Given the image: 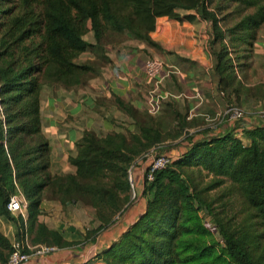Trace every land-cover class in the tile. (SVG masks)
I'll return each instance as SVG.
<instances>
[{"label": "trees", "instance_id": "1", "mask_svg": "<svg viewBox=\"0 0 264 264\" xmlns=\"http://www.w3.org/2000/svg\"><path fill=\"white\" fill-rule=\"evenodd\" d=\"M235 2L253 8L255 12L231 28H222V19L216 9L211 8L209 0H16L13 6L0 10V14L8 16L0 24V215L13 219L7 204L12 195L20 193L27 202L29 227L35 230L33 244L67 246L59 233L37 223L45 199L39 193L45 188L46 179H50L47 173L49 146L41 134L39 115L43 87H83L87 83L83 77L88 73L95 74L96 69L90 63L76 60L89 50L100 54L106 44L102 41L105 33L115 32L154 45L148 35L155 27L156 18L192 20L193 16H181L179 12L193 10L210 24V44L218 43L220 47L213 53L218 88L229 89L235 82L229 45L237 44L243 36L247 37L245 42L252 40L254 30L264 24V0ZM89 31L93 34L94 45L84 40ZM234 33H239L237 38H232ZM125 110L136 118V111L130 107ZM162 113L171 118L170 121L160 119L156 124L136 121L139 134L129 136L133 144H139L138 147L127 146L125 135L121 146L114 144V135L98 138L84 132L76 144V157L69 159L76 169L74 175L66 176L73 188L59 187L58 192L80 191L79 179L94 181L98 176L107 177L102 171L118 175V178L114 177L118 179L117 186L121 185L127 191L126 168L134 155L148 153L164 141L188 133L185 117L172 104L169 103ZM244 137L248 142L235 139L231 133L204 141H193V135H189L185 139L189 146L182 155L175 160L171 158V164L157 171L151 182L144 178L145 211L130 224L119 242L96 257L105 264H123L129 257H132V264H255L245 245L221 228L219 233L224 246L220 253L216 254L202 242L207 232L192 215V206L193 201L200 206L203 203L190 191L188 181L183 178V168L187 166L203 167L216 176L229 178L240 187L264 224V122L246 130ZM104 143L112 145L109 147ZM37 171H41L44 181L38 180L41 178ZM69 198L47 199L60 201L66 207L72 205ZM78 205L85 206L84 203ZM92 216L97 227L86 232V242L88 239L93 241L111 225L100 219L97 212ZM161 222L168 224L161 226ZM146 232L161 239L156 243L148 240ZM10 253L11 244L0 233V263L6 264Z\"/></svg>", "mask_w": 264, "mask_h": 264}, {"label": "crops", "instance_id": "2", "mask_svg": "<svg viewBox=\"0 0 264 264\" xmlns=\"http://www.w3.org/2000/svg\"><path fill=\"white\" fill-rule=\"evenodd\" d=\"M179 15H191L193 19L182 21L168 17L155 19V27L148 35L155 46L131 36H124L107 42L100 54L90 50L83 53L82 55H89L90 61L97 60L100 63L96 73L88 79L85 86L73 90L59 85L43 87L39 99V115L41 134L49 146L51 174H75V167L69 163V158L76 154V144L82 139L84 132H93L99 138L115 135L119 131L125 136L139 134L136 121L139 124L143 123L127 113L125 107L136 111V115H144L147 112L144 107L145 95L152 87V82L145 73V62L148 58H158L176 69V75L165 78L164 81V89L171 98L164 102L159 113L152 115L153 117L168 109L170 103L178 112L179 110L182 112L188 124L186 130L188 135H193V141L222 138L231 133L235 139L248 142L245 140L244 132L262 123L250 117H244L239 122L227 121L222 119L221 114L232 104L229 101L238 100L240 95L242 97L243 92L240 89L248 86L240 73L243 74L249 58L255 65L264 63V24L259 27L261 33L254 34L252 40L245 42L247 37L243 36L236 44V46L245 44L249 47V52H240L241 54L236 56V61L233 60L235 85L239 88V92H236L230 88L225 90L218 88V76L215 74L216 59L213 53L220 47L218 43L210 44V24L193 10L180 11ZM87 35L89 37L84 40L94 45L92 32L89 31L85 37ZM260 69L263 70L258 66L257 70ZM257 76L264 78V71ZM241 101L240 99L239 103ZM120 102L123 105H120ZM180 139H169L162 144L182 143L181 146L166 151L164 148L162 151L156 148V152L177 159L189 146L188 141ZM139 156L137 158L142 159V156ZM144 170L145 164L142 163L134 168L139 196H142L143 191ZM143 205L145 207V204ZM143 205L140 210H143ZM48 207L49 204L42 203L43 211L37 218V223L59 233L68 245L62 248L52 245L57 248L55 251L32 257L25 264H104L94 255L109 247L141 214L139 210L133 209L130 212L128 208L122 214L121 220L101 231L93 241L88 239L86 242L84 240L86 232L97 227L89 210L75 204L64 207L62 213L59 205L53 210L49 209L50 214ZM53 211L54 219L51 218ZM23 220L27 221L26 218ZM124 220L125 227L120 226ZM17 227L18 223L13 219L0 215V233L10 243L12 240L10 238L17 233ZM34 232L33 229L26 234L25 240H28L29 235L33 237Z\"/></svg>", "mask_w": 264, "mask_h": 264}, {"label": "rangeland", "instance_id": "3", "mask_svg": "<svg viewBox=\"0 0 264 264\" xmlns=\"http://www.w3.org/2000/svg\"><path fill=\"white\" fill-rule=\"evenodd\" d=\"M12 1L13 0H0V10H2L5 6L7 8L13 6L12 4L16 3V0H14L13 2ZM209 4L211 8L216 9L218 17L222 19L221 25L224 28H231L235 26L239 21H241L243 17L247 16L248 14H253L255 12L253 8L244 7L242 4L235 2V0H209ZM262 5L263 3L261 4V6ZM7 18L8 16H6L5 14H0V24L4 23ZM260 31L261 28H257V30H254V34L258 35ZM237 34L239 33L232 34V38H237ZM87 37L89 36H84V38ZM121 38H124V36L121 34L119 35L115 32H107L103 36L102 41H105L107 43ZM226 39L228 40V36ZM229 50L228 52H230L231 56L233 57L231 58L236 61V56H239V54H241L240 52L243 51L249 52V47L245 44L240 46H236V44H230ZM88 58L89 55L84 54L80 57V59L78 58L77 62L90 63L95 69L99 67L100 63L97 60L90 61ZM252 62L253 61L249 58V61L245 63L243 74L240 73V76L244 77V81L248 85V88L245 87L243 90L240 89V91L243 92L242 97H240V95L238 100L234 99L236 102L229 101V103H232L230 105L241 108L244 111V117H250L254 119L256 118L258 122L263 123L264 119H261L259 116L264 111V78L261 79V77H258L257 75L261 74V72L264 71V63H257L256 67L255 63L253 64ZM258 66L263 68V70H257ZM93 75V73H88L86 76L83 77L84 81H88V79L91 78ZM71 88L72 90L75 89V87ZM230 89L239 92V88L235 87V82L231 83ZM240 99L242 100L240 102L241 104L239 103ZM145 113L147 115H134L137 120L145 124H150V122H154L156 124V122L160 119L164 122L170 121L171 119L169 117H166L165 115L163 116L162 113L160 115H157L156 117H153L154 115H149L147 112ZM178 113L182 116V112L180 110ZM0 115H2L1 108ZM151 119L153 121H151ZM89 133H91L95 137H98L93 132ZM114 136V144H119L123 146L124 144L123 142H121V140L124 137V133L122 131H119V133L115 134ZM118 136H120L121 138ZM181 136L182 137L180 138L183 139V141H187L185 139H187L189 135L185 132V134ZM126 141L127 146H130V144L134 145V147L139 146V144L137 145L131 142L132 139L130 138V136H126ZM104 144L106 146L112 145L110 143ZM181 145L182 143L161 144L158 151L163 148L165 149V151L170 150ZM156 148L158 147L151 148L150 150L157 153ZM76 155L77 149L76 154L70 158H75ZM137 156L138 155H134L132 157L133 160L131 161V163H129L126 168V178L129 184V189L127 191H125L121 185L117 186L119 185L118 179H114V177L118 178V175L114 176L112 172L110 173L109 171H102V173H105L107 177L98 176L94 181L89 179H79L78 183L80 184V187H82L80 191L72 189L68 192H64V190H59L60 192H58L59 187L66 188L69 186L70 188H73L70 180L67 179L66 176L74 174H51L48 169L47 173H49L50 176H48L50 177V179H46V186L42 190V192L39 193L42 198H45L43 199L42 203L46 202L50 205V207H48V211L49 209L53 210L54 207L60 205V210L63 213L64 204H62L60 201L58 202L54 200H49L47 198H64L68 196L70 197L69 199L71 200L72 205L84 203V205L86 206H84L85 209L87 208V210H89V212H91L92 214H95V212H97L100 219L104 220V222L107 224L111 223V225L121 220V218L123 217L122 214L128 208H130V212L134 209L139 210V213L141 212L142 214L145 211V207L143 204H145L146 206V199L142 196H139L138 194V190L136 188L135 183L134 168L140 166V163L145 164L146 166L147 160H145L144 158L138 159ZM136 159H138V161H136ZM37 164L40 165V161H38ZM119 164L122 165V162ZM183 170H185L183 178L188 181L190 191L193 194L197 195L199 200L203 203V206L201 205V207L199 204L193 201L194 203L192 206L194 212L192 213V215H195V217H197L195 218L193 216V218H195L197 220V223L202 226V228L207 232L206 236L202 239V242H205L207 246L213 248L216 254L220 253L221 248H223L224 246V241L219 233L221 228L222 230L230 234L232 238L240 241L242 244L245 245L250 258L255 262V264H264V224L258 217L256 210L247 202L245 195L240 189V187H238V185L236 184H233L229 178L216 176L213 174V172L209 171L208 169H204L203 167L190 166L188 168L187 166L183 168ZM37 174L39 178H41L38 180H45L43 174H41V171H37ZM121 180L122 179H119V181ZM87 188L90 189L87 190ZM79 200H81V202ZM142 205L143 210H140ZM42 211L43 210L41 209V212ZM49 213L51 214L50 211ZM52 214L53 215L51 216V218L54 219L55 211H53ZM140 215H138L137 218L140 217ZM12 217L16 218H13V220L15 223H18V229L17 233H15L14 236L10 238L12 239L10 244L12 245L16 242H28L29 244L33 243L34 236L32 237L29 235L28 240H25L26 234L32 232L33 230L29 227L28 211L26 212L25 217L27 220L26 222L20 216ZM167 224L168 222H163L161 226H165ZM121 225L125 227V220L124 222H122V224H120V226ZM130 226L131 225L128 226L124 233L130 229ZM153 235V233L149 235V233L146 232L145 236L148 240H154L155 243L158 242V239H161V237L153 238ZM121 236L117 240L112 242L109 247L96 253L94 257H96L97 255H103L105 250L110 248L114 243L116 244L119 239L121 240ZM131 260L132 257H129L124 261L123 264H132Z\"/></svg>", "mask_w": 264, "mask_h": 264}, {"label": "built area", "instance_id": "4", "mask_svg": "<svg viewBox=\"0 0 264 264\" xmlns=\"http://www.w3.org/2000/svg\"><path fill=\"white\" fill-rule=\"evenodd\" d=\"M145 73L151 80L152 87L145 95L144 107L148 114L156 115L161 110L164 102L171 98V95L164 89V81L165 78L176 75V69L158 58H148L145 62ZM221 117L227 121L238 122L244 118V111L241 108L229 105L222 112ZM259 117L264 119V111ZM142 158L147 160L144 170V178L147 182H151L154 174L167 168L172 161L170 157L153 151L145 153ZM7 210L11 215L25 219L27 202L20 193L12 195L9 198ZM53 251H55L53 246H32L27 242H16L11 245V253L7 264H25L32 257L43 256Z\"/></svg>", "mask_w": 264, "mask_h": 264}]
</instances>
